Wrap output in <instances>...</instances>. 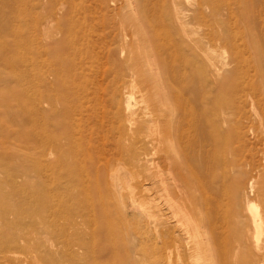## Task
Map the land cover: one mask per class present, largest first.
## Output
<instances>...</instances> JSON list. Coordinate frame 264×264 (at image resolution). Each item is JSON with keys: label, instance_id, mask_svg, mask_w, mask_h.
Here are the masks:
<instances>
[{"label": "rangeland", "instance_id": "obj_1", "mask_svg": "<svg viewBox=\"0 0 264 264\" xmlns=\"http://www.w3.org/2000/svg\"><path fill=\"white\" fill-rule=\"evenodd\" d=\"M6 2L0 264H264V0ZM20 39L31 86L3 60ZM195 173L218 189L213 253L185 229Z\"/></svg>", "mask_w": 264, "mask_h": 264}, {"label": "bare ground", "instance_id": "obj_2", "mask_svg": "<svg viewBox=\"0 0 264 264\" xmlns=\"http://www.w3.org/2000/svg\"><path fill=\"white\" fill-rule=\"evenodd\" d=\"M18 3V2H17ZM17 3H16V5H15V7H12V2H11V0L10 1H8L7 0V2H6V7H8L7 9H8V12L9 13H12L13 12V9L16 11V12H18V11H22V10H24V8H22V9H19V8H21V7H18V5H17ZM20 3H21V1H20ZM20 3H19V5H20ZM23 6V5H22ZM2 11L3 10H1L0 11V13H2ZM18 14H20V13H18ZM23 14V12H21V14L20 15H18L19 17V21L21 20H23V22L26 20V16H21ZM20 16L22 17V18H20ZM175 19V18H174ZM52 21V20H51ZM56 24V26H57V24L58 23H55ZM48 27H51L50 25H48V23H46V24H44V26H43V31H46L47 32V29H48ZM57 29V28H56ZM20 31V30H19ZM21 33V32H20ZM20 33H18L19 35H22V34H20ZM24 36V35H23ZM22 37V36H21ZM18 38H20V37H18ZM27 39L29 40V37H27ZM21 40L22 39H20V41L19 42H17V43H15L16 44V49H7V48H10V47H8V46H3L4 47V49H6V50H8V54H9V59L7 60V58L6 59H3L4 60V62H6L5 64L8 66V69H9V72H10V75H11V77H12V79H16V78H19V77H21L20 79H22L23 80V83H27V84H29L30 86L31 85H33L34 84V81H36V82H38L37 80H36V78H35V76H34V73L33 74H29V73H31V71H32V69L34 68L35 69V66L33 67V64H35L36 63V61H35V63H34V54H37V51L39 50V48L41 47L40 45H39V43L37 44V45H34V43H32L31 41H30V44H28V43H26L27 41L25 40H23L24 41V45H22L23 44V41L21 42ZM4 43V42H3ZM21 43V44H20ZM26 43V44H25ZM7 53V52H6ZM14 55H15V57H14ZM30 57H29V56ZM23 56V57H22ZM30 58V59H29ZM28 59V60H27ZM36 60V59H35ZM211 64V63H210ZM211 68V67H210ZM33 69V70H34ZM214 69V68H213ZM212 69V70H213ZM55 70V75L54 76H56V78H57V75H58V69H54ZM215 71V70H214ZM214 71H212L213 72V75H216V73L214 72ZM34 72H36V71H34ZM28 73V74H27ZM35 74H38V72L37 73H35ZM59 78V77H58ZM56 80H58V79H56ZM53 87V86H52ZM160 87V86H159ZM163 89V88H162ZM160 91V90H159ZM161 91H164V90H161ZM126 93H124V95H125ZM159 94V93H158ZM126 96V95H125ZM161 96V95H160ZM161 98V97H160ZM164 98L165 99H168L167 98V96H165L164 95ZM162 101V100H161ZM172 107V106H171ZM164 108V107H163ZM172 110V109H171ZM172 111H174V110H172ZM174 113V112H173ZM171 126V125H170ZM174 129H175V126H174ZM173 129V130H174ZM177 129V128H176ZM174 131H176V130H174ZM173 131V132H174ZM172 132V131H171ZM173 135H175V134H173ZM174 149H176V148H174ZM172 151V150H171ZM171 151H170V153H171ZM176 151V150H175ZM174 151V152H175ZM170 153H168V154H166L165 156H163V158H164V160H166L167 158L166 157H170ZM177 154H179V153H177ZM187 154V153H186ZM193 155V154H192ZM172 156H174L173 154H172ZM179 156H181V155H179ZM207 156V155H206ZM175 157V156H174ZM173 157V158H174ZM182 157H183V155H182ZM186 157H187V155H186ZM166 158V159H165ZM191 158V157H190ZM204 158V157H203ZM169 159V158H168ZM179 159V158H178ZM184 159H185V156H184ZM189 159V157L187 158V160ZM170 160V159H169ZM176 160V159H175ZM174 160V161H175ZM181 160V159H180ZM171 161V160H170ZM177 161V160H176ZM181 161H183V160H181ZM186 161V160H185ZM189 161V160H188ZM120 162V161H119ZM120 164V163H119ZM178 164V163H177ZM183 164V163H182ZM181 164V165H182ZM184 165H185V163H184ZM122 167V166H121ZM177 167V166H176ZM184 168H186V169H189V170H191L190 169V167L188 168V163L186 162V166H184ZM186 169H184V170H186ZM193 170V169H192ZM195 170H197L196 168H195ZM201 170V169H200ZM187 172H188V170H186ZM198 171V170H197ZM183 172V171H182ZM185 172V171H184ZM192 172L193 171H191V176H192ZM195 172V171H194ZM193 172V173H194ZM189 174H190V172H188ZM187 173V174H188ZM182 174V173H181ZM118 176V175H117ZM195 176H196V178H197V175H196V173H195ZM188 177V176H187ZM205 177V176H204ZM113 178V177H112ZM190 178V177H189ZM193 178H194V174H193ZM196 178H194V179H196ZM115 179V178H114ZM176 179V178H175ZM183 179V178H182ZM185 179V178H184ZM187 180V179H186ZM189 181H191L190 179H188ZM187 180V181H188ZM193 180V179H192ZM117 181V180H116ZM135 181H137V180H135ZM138 181H140V180H138ZM185 181V180H184ZM115 182V181H114ZM193 182V181H192ZM133 183H134V181H133ZM194 183V185H192L191 186V189H192V191L195 193L194 194V202H191L190 203V210H189V217H188V219H186L187 221H186V227H185V229H186V233L187 234H189L190 233V230H192L194 227H196L197 229H198V231H199V235H198V237H193L191 234H190V236L192 237V240H193V243L191 244V246H190V249H192L195 253H197V254H199V253H205L206 251H210L211 253H213V251L214 250H216V247L214 246V244H215V242H216V239L212 236V232L215 230V224H214V221H213V219H212V211H217V208H216V205L217 204H215V202H214V192L215 193H217L218 192V189L217 190H215L214 192H212V196L210 195L209 197L207 196V194H206V192H205V188L203 187L204 186V184H203V182H201V179L200 178H197L196 180H195V182H193ZM120 184V183H119ZM190 184V183H189ZM113 185V184H112ZM128 185H129V183H128ZM191 185V184H190ZM121 186V185H120ZM120 186H118V187H120ZM125 187H126V185H124ZM124 186H122L123 188H124ZM175 186V185H174ZM173 186V187H174ZM189 186V185H188ZM190 187V186H189ZM177 188V187H176ZM181 188V187H180ZM179 188V189H180ZM117 189V188H116ZM125 189V188H124ZM165 190H167L166 188H165ZM213 190V189H212ZM118 191H120V189L118 190ZM175 191H176V189H175ZM122 192V191H121ZM150 193V192H149ZM148 190H147V188L146 187H144V185L143 184H141V183H138V185H135V186H133V188H131L130 190H129V196L130 197H134V196H136V195H138V196H144V195H146V196H149L148 194ZM117 194H118V192H117ZM169 196V195H168ZM171 198V197H170ZM148 199V201H150L151 202V204H152V207L154 208V209H156L157 211H158V213H160V218L159 219H161V220H163L164 222H166V223H169V221H171L170 219L172 218V215L170 214V213H168V212H166L163 208L164 207H162L160 204H158V202H156V197L154 198V197H148L147 198ZM217 200V199H216ZM120 204V203H119ZM165 205V204H164ZM171 205V204H170ZM166 206V205H165ZM178 206V205H177ZM180 206V205H179ZM168 208H169V206H167ZM182 207V206H181ZM184 207V206H183ZM218 207V206H217ZM178 208V207H177ZM180 208V207H179ZM184 209H186V208H184ZM167 211H171V210H167ZM179 211V210H178ZM264 212V211H263ZM187 213V214H188ZM182 214V213H181ZM183 216V215H182ZM187 216V215H186ZM185 218H187V217H185ZM223 219H224V221H227V219L226 218H224L223 217ZM174 223V222H173ZM170 224H171V222H170ZM170 224L169 225H167L168 226V229H170V232H171V234L173 233V228H176L175 226H173V225H171L170 226ZM251 224L253 225V227H254V230H257L258 229V227H259V225H262V224H264L263 223V219L262 218H260L258 215H256V214H252L251 215ZM177 225V224H176ZM184 229V228H183ZM182 235V234H181ZM197 235V234H196ZM222 235V234H221ZM12 241V240H11ZM10 241V242H11ZM225 245V244H224ZM261 248V247H260ZM253 249V248H252ZM182 250V249H181ZM224 250V249H223ZM261 250V249H260ZM224 252V251H223ZM259 252V251H258ZM220 253V252H219ZM262 253H264V251H262ZM226 254V253H225ZM229 254V253H228ZM223 255V254H222ZM260 255V254H259ZM258 255V256H259ZM195 256H197V255H194L193 257H195ZM204 256V255H203ZM211 256V255H210ZM263 256V255H262ZM202 256L200 255V258H201ZM228 257V256H227ZM187 258V257H186ZM198 258V257H197ZM213 259H214V256H213ZM222 259V257L220 258V260ZM199 260V259H198ZM217 260H219V258L217 259ZM196 261V260H195ZM201 261V260H200ZM200 261H199V263H200ZM215 261H216V259H215ZM215 261H214V263H215ZM224 261V260H223ZM213 262V261H212ZM219 262V261H218ZM221 262V261H220ZM225 262H226V260H225Z\"/></svg>", "mask_w": 264, "mask_h": 264}]
</instances>
